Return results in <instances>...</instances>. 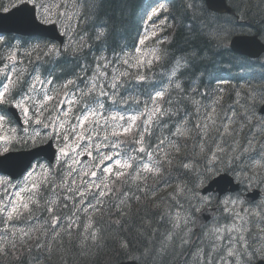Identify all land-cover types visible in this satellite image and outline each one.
<instances>
[{
	"label": "snow or ice",
	"instance_id": "6c2138e0",
	"mask_svg": "<svg viewBox=\"0 0 264 264\" xmlns=\"http://www.w3.org/2000/svg\"><path fill=\"white\" fill-rule=\"evenodd\" d=\"M173 2L166 0V3ZM83 3L95 12L93 23L98 41L106 40L127 14L128 0H83ZM112 3L116 7L109 8L101 16L105 6ZM56 7L59 9L60 5ZM182 7L190 19L187 31L192 39L182 50L181 57H174V65L167 76L168 83L154 95L148 93L144 102L136 95L118 98L116 90L127 82L125 78L130 73L120 71L113 61L100 55L95 58L98 62L94 68L92 65L82 66L79 72L74 73L77 79H67L60 85L63 89L69 86L78 88L77 80H81L86 87L91 85L85 94L88 96L87 103L78 114L73 113L77 102L67 99L70 95L68 91L64 92L63 99H57L56 76L42 78L40 68L35 66L30 69L16 67L19 63L17 55L23 45L16 43V36L7 34L11 30L0 27V63L4 64L0 68V130L6 129L10 133L0 135V171L19 168L26 173V180L39 178V183L32 182L30 188L12 193L14 198H0V214H6L8 222L5 231H9L8 224L12 225V239L0 237L3 240L0 243V264H52L54 256L59 264H68L74 256H89L91 248L101 239L100 230L95 227L99 221L94 222L92 214L102 217V207L120 217L115 223L121 228L124 224L134 226L143 241L142 250L138 248L139 254L131 257L132 264H168L170 259L172 264H251L256 251L250 250L251 245L245 236L249 228L244 225L250 218L264 223V201L257 205V210L250 211L243 208L245 200L241 198L242 193L237 191L235 195L230 194L223 199L220 198L221 193L216 196V202L224 213L232 217L233 223L200 235L192 225L197 224L194 213L200 210L199 206L213 201L211 184L205 185V181L211 179L212 183H216L213 177L221 175L218 165L222 163L233 173L237 189L243 186L245 192L253 189L249 195L260 194L264 177H258L257 169H264V84L236 92L233 103L225 106L222 103L223 88L218 89L219 94L209 95L201 91L205 72L198 68L210 58L209 52L218 56L235 51V41L228 44L224 41L233 36L238 27L259 43L260 51L233 55L229 64L240 70H251L248 75H252L257 65L264 69V57L260 56L264 52V0H233L228 7L233 15L226 25L217 23L219 17H208L205 0H183ZM25 8L30 16L22 17L20 23L51 24L54 27L58 22L67 24L62 35L69 37L67 43L61 41L60 45L49 43L41 47L36 44L26 55L35 52L38 61L41 57L49 61L55 58L58 63L63 54L80 51L82 44H75L71 38V25L68 24L71 15L67 11L54 12L44 0H0V20ZM167 11L161 4L149 19H160ZM161 26L167 27V18L161 21ZM155 35L153 33V37ZM199 37L209 41L211 48L197 43ZM150 38L140 39L139 45H145ZM135 51L140 53L141 48L136 47ZM5 52L11 53L6 57L7 63H4ZM169 55L167 52L157 55L154 50L152 58H147L145 54L133 64L128 59L121 63L136 69L151 68L154 61ZM246 56H255V59H246ZM89 69L92 72L90 76ZM260 75L264 79V72ZM133 79L143 83L148 77L136 75ZM101 98L110 99L114 108L118 104L129 107L113 111L110 117L103 116L102 124L101 110L107 109ZM160 100L167 106L157 103ZM149 102L152 107H148ZM141 103L144 104L143 110L140 109ZM121 111L136 114L126 117ZM14 123L17 126H13ZM109 126L112 127L110 136L104 135L101 139V129ZM157 130L160 135H156ZM130 134L138 137L135 143L139 148L135 155H127L122 160L117 158L122 155L120 151L109 154L102 150H119L124 143L119 138ZM153 137L156 140L154 145L151 143ZM181 137L193 142L192 150L181 157L187 162L170 170L165 165L172 166V159L164 151V146L170 144L179 153L180 147L175 141ZM51 141L56 142L57 151L52 153L48 163H42L39 153L44 151L43 144ZM81 141L84 143L81 144ZM21 148L34 149L30 153L33 158L14 155ZM93 150L97 152L99 162L94 166L83 164L79 157H91ZM92 167L99 169L101 175L91 170ZM105 174L114 179L109 182V175ZM149 175L154 179L152 185L146 183ZM57 176L61 177L59 183ZM75 176L80 177V183L77 184L73 178L69 186L68 178ZM172 179L180 181L175 191L184 200L183 204L171 193L167 199L158 197L161 185ZM117 184L121 186L116 187ZM49 186L53 193L57 188L63 189L67 193L63 199L73 201L71 207L68 203L58 204L59 197L45 200L46 206H41L36 196L43 197V191H47ZM9 187L19 185H12L7 177L0 176L4 196H9ZM25 192L30 194L25 197L22 195ZM142 196L145 197L143 201ZM148 200L153 202L152 209L148 208ZM134 202L141 205L136 212L132 211ZM30 204L36 205L40 211L34 212ZM44 212L47 216L42 217ZM78 213L86 215L87 222L83 223V232L74 235V229L81 227V215ZM18 220L28 226L15 227L12 222ZM17 237L21 246L34 241L28 246L26 256H13ZM118 243L122 251L132 247L127 238L120 239ZM261 255L264 258V253Z\"/></svg>",
	"mask_w": 264,
	"mask_h": 264
},
{
	"label": "trees",
	"instance_id": "16d2710c",
	"mask_svg": "<svg viewBox=\"0 0 264 264\" xmlns=\"http://www.w3.org/2000/svg\"><path fill=\"white\" fill-rule=\"evenodd\" d=\"M156 0H128L127 14L125 15L122 22L117 26L115 30L108 35L106 40L98 41L96 39L97 31L95 25L93 23L95 19L94 10H89L83 3V0H44L49 6L53 8V11H67L71 15V20L68 21V24L71 25V38L75 44H82V47L78 53H73L71 51L63 54L59 57L58 63L55 62V58L52 61H49L47 58L41 57V59L37 60V53L31 52V55H26L32 49V47L36 44H39L43 47L45 44L54 43L60 45L57 41L51 40L49 38L44 37H28V36H17L14 34H8L11 36H16V43L22 44L23 47L19 49V53L17 55V61L19 63L16 64L17 68H26L30 69L35 66L40 68L42 73V78L48 77L52 78V76H56L57 79L55 81V86L57 88V99H62V95H64L65 91L71 93L72 99L76 100V104L73 107V113L78 114V111L81 107H83L88 100V96L85 95L88 93V87H91L89 84L88 87L81 80H77L78 88L75 86H69L68 89H63L60 87L61 84L66 82L67 79H77L74 75L75 72H79L80 68L85 65H92L94 68L96 63L98 62L95 58L103 55L107 57V60L113 61V64L120 71H128L130 73L128 78H125L127 81L116 91L118 92L119 97L127 98L129 95H136L140 99V101H147L148 93L154 95L155 91L161 90L162 86L168 83L167 76L170 75L171 69L174 65V57L179 58L182 55V50H185L190 40L192 39L187 31V26L190 23L189 16L185 15L182 4L183 0H174L173 3H169L168 11L163 15H167V27H165V31L163 33V43L160 44L158 55H163L164 52L170 53L171 55L165 57L160 61H154L153 66L151 68H128V65L122 68L123 55L127 52H132L139 47L140 36L144 31V22L146 18V11L152 2ZM166 1V0H165ZM230 4L233 3V0H229ZM57 5H60L59 9H57ZM116 7L115 3L110 5H106L104 10L101 11L100 15L103 16L104 11L109 10V8L114 9ZM206 12L208 17H219L217 23L220 25H226L229 19L233 14H219L210 11L205 5ZM55 19V16L53 17ZM60 29L64 30V27L68 26L67 24H62L58 22ZM74 29V31H72ZM244 32L240 30L238 27L235 31ZM234 33V34H235ZM81 37L83 40H81ZM170 37L169 40H166ZM231 36L227 37L224 41L226 44L230 43L229 39ZM69 37L66 36L65 42H68ZM231 40V39H230ZM197 43L201 45H206L211 48V43L207 41L204 37H199ZM10 52L3 53L4 63H7L6 57L9 56ZM209 59L202 62L199 66L198 70H203L205 72L203 82L200 85L201 91L207 92L209 95L213 93H218V89L224 87L223 81H228L234 83V86L231 88L229 95L227 96V92L224 90L223 92V105H231L233 101L236 99L235 93L238 91H242L246 86L241 83L244 81H262L261 79V70L259 66H256L255 71L252 72V75H248L247 73L251 70L244 69L240 70L234 67H231L229 64V58L233 55L240 56V54L236 52L228 53L224 52L218 56H214L212 52L208 53ZM119 58V59H117ZM246 59H250L245 57ZM135 63V62H134ZM4 64L0 63V68H3ZM88 75H92L91 69H89ZM109 75H111V71H109ZM136 75H146L148 77L146 82H139L138 80L133 79ZM241 76L244 78L241 79ZM51 87V86H50ZM92 95V94H90ZM167 98V93L166 97ZM102 102L105 104V110H101V123L103 122V116H111L113 111L121 110L129 107V105L118 104L115 108L112 105V101L108 98H101ZM161 106L166 107L164 105L163 100L158 101ZM151 103H148V107H151ZM65 109H67V104L64 105ZM95 107V106H93ZM144 104L141 103L140 109L143 110ZM122 115L130 114L128 112L121 111ZM136 114V113H135ZM13 126H17L15 123ZM104 131L101 129L100 135L103 134ZM156 135H160L159 130H157ZM167 135V133H165ZM84 142L81 141V144ZM94 143V141H93ZM151 143L154 145L156 143L155 137L152 138ZM176 145L180 147V152L177 153L175 149L167 144L164 146V151L169 154V157L172 159V166L165 165V167H170V170L174 169L175 166L180 163L187 162L182 161L181 157L186 153L192 150L193 142L191 140L185 141L182 137L176 139ZM124 155H132L131 153L126 152L122 149V156ZM159 159V157H157ZM92 165V164H89ZM94 166V165H93ZM220 171H228L227 165L222 163L218 165ZM88 170V169H85ZM75 178L77 184L80 183V177H69L68 183L71 186V180ZM114 179V178H113ZM12 185L14 182L10 180ZM57 183L61 181V177H56ZM209 181L206 180L205 183ZM32 182L39 183V178H35L34 181L28 182V185L25 186L30 188ZM99 182V181H97ZM111 182V180H109ZM148 185H152L154 183V179L149 175L148 180L146 181ZM180 181L176 179L169 180L166 185H161L160 191L158 193V197L168 198V194L171 193L173 196H176L177 199L183 204L184 200L177 194L175 189ZM111 186V183H110ZM120 184H117L116 187H120ZM143 186V185H141ZM15 187H9L8 192L9 196L3 195V188H0V198L7 199L8 197H12V191ZM43 191V189H41ZM30 193L25 192L23 195L27 197ZM67 195V193L60 188L55 189V193L49 186L47 191H43V197L37 195L36 199L40 201L41 206H46L44 201L51 200L59 197L58 204L68 203L69 207H71L73 201L67 200L65 201L63 197ZM141 200H145V197H141ZM148 208H153V202L151 200L147 201ZM30 208L34 212H39L40 209L34 205L30 204ZM141 208L140 203L134 202L132 204V211L136 212ZM101 211L104 213L103 216H98L93 213L92 218L93 221H99L95 224V227L100 230L101 239H99L95 245L91 248V254L87 257H79L74 256L73 258L68 260V264H115L124 260H131V257L134 255H138V248L142 250L143 241L138 237L136 228L129 227L128 224H124L123 228L115 221L120 219L117 215L112 212L107 211L105 208H101ZM196 213V212H195ZM194 213V215H195ZM81 215V227L80 229H74V235H79L83 232V223L87 222V216L78 213ZM143 214V212H141ZM41 216H47V213H41ZM6 214H0V237L7 236L9 239H12L11 236V224H8L9 231H5V226L7 224ZM15 227L17 228H26V225L23 221H13ZM122 238H127L131 241L132 247L128 251H122L118 241ZM34 241H29L28 244L21 246V241L19 237L16 238L17 247L13 251V256H26L28 252V246ZM0 243H3V240L0 239ZM33 254H35V249L32 250ZM52 264H59V260L57 257L52 258ZM168 264H172V260L170 259Z\"/></svg>",
	"mask_w": 264,
	"mask_h": 264
},
{
	"label": "water",
	"instance_id": "95a60500",
	"mask_svg": "<svg viewBox=\"0 0 264 264\" xmlns=\"http://www.w3.org/2000/svg\"><path fill=\"white\" fill-rule=\"evenodd\" d=\"M209 9L217 12L228 11L227 0H205ZM30 7V6H29ZM30 16L28 9L25 8L22 12L13 14L12 16H5L3 20H0V27L4 29L11 30L8 33H16L23 36H41L47 37L49 39L55 40L61 44V41H65V36L62 35L59 26L56 24L54 27L51 24L47 25H34V24H24L20 23L19 20L22 17ZM232 41H235L234 48L235 50L241 53H257L260 51V45L256 40H253L250 36H235ZM231 41V42H232ZM51 144V143H50ZM44 151L39 153L40 156H45L48 159L51 158L52 153L54 152L53 144L49 147L48 145H43ZM34 149H22L18 150L14 155H20L27 159H32L30 155L31 152H34ZM56 151V150H55ZM85 158V157H84ZM83 158V159H84ZM1 172L10 174L12 177L16 178L23 174L22 170L19 168H6ZM216 180V183H212V180L208 183L211 184V191H218L221 193H226L230 186V190L237 189L234 183V178L228 173H222L219 176L213 178ZM207 184V185H208ZM249 195V194H248ZM215 209L213 208H204L201 210L196 218L197 227L199 228L201 224L206 223L211 218H213ZM118 264H132V261H124ZM257 264H264V260H261Z\"/></svg>",
	"mask_w": 264,
	"mask_h": 264
},
{
	"label": "rangeland",
	"instance_id": "374dc122",
	"mask_svg": "<svg viewBox=\"0 0 264 264\" xmlns=\"http://www.w3.org/2000/svg\"><path fill=\"white\" fill-rule=\"evenodd\" d=\"M161 4H164L165 7H167L166 4L162 0H156L155 2H152V4L150 5L149 9L146 11L148 18L152 16V12H154L156 9H158L161 6ZM161 21H162L161 18L160 19H156V18L153 17L151 20L149 19V22H148V24H147V26H146V28H145V30H144V32H143V34H142L140 39H144L146 36L147 37H151V38L146 40L145 45H142V46L139 45V47L141 48V52L140 53H137L136 51H134L133 53H130L128 55L124 54L123 59H128L129 63L133 64L134 62H136V60L141 59V57L144 56L145 54H147V58H152V53H153L154 50H156V54L158 55V47H157V45L160 44V35L161 34H159V32L161 31V28H160ZM153 33L156 34L154 37H153ZM123 68H121V69H123ZM128 68H130L129 65H128ZM4 134H10V133H4V132L0 133V135H4ZM129 136H132V135L130 134ZM93 157H94V159H93L92 164H94L96 160L99 162V158L96 156V154H94ZM79 159H80V157H79ZM145 160H146L145 162H147V158H145ZM85 162H82V163H85ZM112 166H113V163H112ZM93 170L97 171L98 169H96L94 167ZM105 175H109V174H105ZM25 177H26V174L22 178H20L17 182H14L13 185H19V187H15V189L12 191V193L20 191V189L25 188V186L27 184V181H28V180H25ZM22 195H23V193H22ZM12 198H14V197L13 196L12 197H8L7 199H12ZM215 204H217V203H214V199H213L212 203L206 204V205H200L199 207H200V210H201V209H203L205 207H209L211 205L213 206ZM185 206H187V205H185ZM199 211H197L195 213V215ZM195 215H194V218H195ZM231 222H232V219L229 217V215L227 213H224L223 211H221V213L217 216V218L214 221H211L209 226L206 227L205 229H203V228L206 225L203 226L199 231L196 230L195 225H192V227L196 230L197 235H200L202 233L209 232V230H211V229H213L215 227L230 226ZM248 222H252L251 219H249ZM245 226L249 228V233H245L246 238L254 236L255 234H254V232L252 230L253 229L252 224L245 225ZM250 250H255L256 251V255L251 259V263L253 261H255V260H258L259 258H262L261 254L264 253V247H256L253 244V247L250 248Z\"/></svg>",
	"mask_w": 264,
	"mask_h": 264
},
{
	"label": "flooded vegetation",
	"instance_id": "af4514ba",
	"mask_svg": "<svg viewBox=\"0 0 264 264\" xmlns=\"http://www.w3.org/2000/svg\"><path fill=\"white\" fill-rule=\"evenodd\" d=\"M262 163H264V162H262ZM257 172H258V177H264V169H261L258 167ZM253 188H255V184L253 185ZM237 191L243 194L241 197L242 199L245 200V203L243 204V208L249 209L250 211L257 210V205H260L261 201H264V185L260 186V189H259L260 194L259 195H255V196L248 195V194L252 193L253 189L250 188L247 190V192H245V189L243 188V186H241L240 188H238V190L230 191V192L226 193L224 196H227L230 194L235 195V192H237ZM211 194L213 196L214 203H217L216 202V196L218 194L217 193H211ZM224 196H221L220 198L223 199ZM209 207H217V209L220 210L219 212L222 211V209L220 208V206H218V204H215L213 206L211 205ZM237 211H240V209H237ZM229 217L232 219L231 216H229ZM250 219L252 222H248L246 225L252 224V226H253L252 230H253L255 235L253 236L252 241H250V239H252V237L247 238L249 241V244L253 242V244L256 247H264V223H260V221L257 220L256 218H250ZM231 223H233V219H232ZM258 224H259V226H257ZM206 227H207V225L204 228H206Z\"/></svg>",
	"mask_w": 264,
	"mask_h": 264
},
{
	"label": "bare ground",
	"instance_id": "6f19581e",
	"mask_svg": "<svg viewBox=\"0 0 264 264\" xmlns=\"http://www.w3.org/2000/svg\"><path fill=\"white\" fill-rule=\"evenodd\" d=\"M245 32V31H244ZM237 33H242V32H237ZM237 33H235V34H237ZM232 37V36H231ZM231 37H230V39H231ZM230 39H229V42H230ZM261 70V69H260ZM261 72H262V70H261ZM263 80V79H262ZM261 81H244V82H242L241 84L242 85H245L246 87L247 86H252V85H257V84H259ZM264 84V83H263ZM196 216V215H195Z\"/></svg>",
	"mask_w": 264,
	"mask_h": 264
}]
</instances>
